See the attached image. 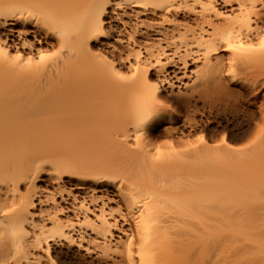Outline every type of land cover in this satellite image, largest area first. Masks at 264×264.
Returning <instances> with one entry per match:
<instances>
[{
  "label": "bare ground",
  "instance_id": "obj_1",
  "mask_svg": "<svg viewBox=\"0 0 264 264\" xmlns=\"http://www.w3.org/2000/svg\"><path fill=\"white\" fill-rule=\"evenodd\" d=\"M94 99L111 158L73 154ZM175 104L240 113L263 147L264 0H0V264H264V214H162L136 178Z\"/></svg>",
  "mask_w": 264,
  "mask_h": 264
},
{
  "label": "rangeland",
  "instance_id": "obj_2",
  "mask_svg": "<svg viewBox=\"0 0 264 264\" xmlns=\"http://www.w3.org/2000/svg\"><path fill=\"white\" fill-rule=\"evenodd\" d=\"M54 54L50 48L46 52L48 56ZM174 92L188 93L184 89ZM108 105L103 99H94L75 102L71 106L74 117L77 114L72 145L76 157L116 156L107 144L108 124L99 119L92 120L88 115L104 110ZM171 109L179 114L174 123L182 133L158 138L155 143L159 148L152 149L144 163L130 166L136 178L150 189L153 207L162 214L215 213L217 209H248L247 212L231 213L264 214V145L257 150L246 148L254 141L255 132L236 138L245 129L242 114L227 116L221 108L217 114L215 111L208 113L207 108L199 104L190 107L175 104ZM188 119L196 123L193 130L186 126ZM200 133L210 144L205 149L198 145ZM222 136L233 145L231 148L222 142ZM169 143L171 147L167 146ZM36 184L44 186L42 181ZM65 260L64 256L60 257L62 264ZM219 264L244 263L238 260Z\"/></svg>",
  "mask_w": 264,
  "mask_h": 264
}]
</instances>
